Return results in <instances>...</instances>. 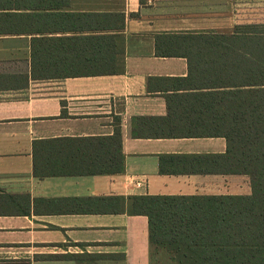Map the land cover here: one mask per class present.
Segmentation results:
<instances>
[{"label": "crops", "instance_id": "crops-1", "mask_svg": "<svg viewBox=\"0 0 264 264\" xmlns=\"http://www.w3.org/2000/svg\"><path fill=\"white\" fill-rule=\"evenodd\" d=\"M262 1L0 0V264H172L131 196L251 193L249 176L215 157L224 137L166 135L183 117L221 113L234 88L228 53L187 44L189 58L158 56L155 36L231 34ZM103 13L123 14L122 30L91 29ZM98 33L117 34L119 73L32 76L33 64L85 69L72 66L83 65L80 42ZM215 69L219 81L205 73ZM115 150L122 171L85 172Z\"/></svg>", "mask_w": 264, "mask_h": 264}, {"label": "trees", "instance_id": "trees-1", "mask_svg": "<svg viewBox=\"0 0 264 264\" xmlns=\"http://www.w3.org/2000/svg\"><path fill=\"white\" fill-rule=\"evenodd\" d=\"M90 16L94 31H118L124 26L123 14ZM116 36L98 33L83 37L80 43L87 48V53L77 54L75 60L83 65L72 66L85 69L38 70L33 64L32 76L119 73L123 48L118 46ZM78 40L74 38L73 46ZM187 44L189 50L199 49L201 57L205 50L228 53L233 64L230 73L234 88L231 96H227L225 107L222 103L221 113L183 117L176 125L180 132L166 135L224 137L225 154L215 157L225 161L222 170L226 173L248 175L251 193L134 195L129 200V211L147 217L150 243L156 249L165 250L174 264H264V22L237 24L231 34L155 36L158 56L189 58L190 51L182 47ZM205 73L214 75L212 81H219L223 74L216 69ZM113 138L120 145L119 129ZM96 153V163L86 173L123 170L120 151L118 155L115 150L105 157ZM7 196L14 201L12 196Z\"/></svg>", "mask_w": 264, "mask_h": 264}, {"label": "rangeland", "instance_id": "rangeland-1", "mask_svg": "<svg viewBox=\"0 0 264 264\" xmlns=\"http://www.w3.org/2000/svg\"><path fill=\"white\" fill-rule=\"evenodd\" d=\"M249 22H264V2L263 1L259 2L257 6L244 7V23H249ZM154 264H171V263L159 261Z\"/></svg>", "mask_w": 264, "mask_h": 264}]
</instances>
